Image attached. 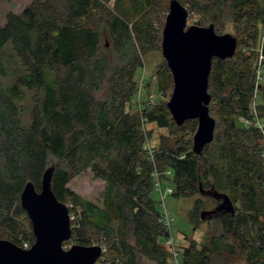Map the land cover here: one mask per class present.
Wrapping results in <instances>:
<instances>
[{
  "label": "trees",
  "instance_id": "16d2710c",
  "mask_svg": "<svg viewBox=\"0 0 264 264\" xmlns=\"http://www.w3.org/2000/svg\"><path fill=\"white\" fill-rule=\"evenodd\" d=\"M180 1L188 21L197 16L198 25L214 24L221 34L232 25L238 44L258 46L264 0ZM168 10L165 0H33L20 13H7L0 24L1 239L34 243L21 194L28 182L40 191L44 172L54 167L52 188L75 215L64 244L104 245L97 264H142L144 258L171 264L140 114L126 111L139 90L143 55L161 50ZM249 51L213 60L210 113L217 125L200 154L193 149L197 119L178 125L168 102L144 106L145 119L175 137L156 154L160 170L172 171L164 177L173 195L216 190L234 204L233 211L219 209L203 220L204 203L196 202L189 213L195 229L214 220L221 230L202 247L196 241L182 247V264L235 258L264 264L263 137L239 120L249 114L254 90L259 52ZM157 79L160 90L173 87L166 59ZM260 97L264 115V83ZM89 168L105 182L102 204L68 186Z\"/></svg>",
  "mask_w": 264,
  "mask_h": 264
},
{
  "label": "water",
  "instance_id": "95a60500",
  "mask_svg": "<svg viewBox=\"0 0 264 264\" xmlns=\"http://www.w3.org/2000/svg\"><path fill=\"white\" fill-rule=\"evenodd\" d=\"M189 10L180 0H170L162 36V54L172 72L174 87L167 106L178 125L197 119L193 149L200 154L215 138L217 121L210 113L212 96L209 76L216 57H233L238 39L232 33H218L214 24H189ZM54 167L46 169L39 191L28 182L21 194L22 206L32 222L35 241L24 248L9 239L0 238V264H97L103 255L99 244L64 243L71 239L73 226L69 206L58 199L52 188ZM218 200L212 210H202L203 220L211 219L219 209L233 211L227 194L204 191Z\"/></svg>",
  "mask_w": 264,
  "mask_h": 264
},
{
  "label": "rangeland",
  "instance_id": "374dc122",
  "mask_svg": "<svg viewBox=\"0 0 264 264\" xmlns=\"http://www.w3.org/2000/svg\"><path fill=\"white\" fill-rule=\"evenodd\" d=\"M33 0H0V24L3 25L6 22L7 13L10 11L20 13L29 3ZM166 4L169 8L170 0H165ZM114 1L109 3L110 7H113ZM169 11V10H168ZM168 14V13H167ZM167 17V16H166ZM198 17L196 16L193 19L189 20V24H197L196 20ZM166 21V19H165ZM228 33H233L232 25H229L226 29ZM260 38L257 47H251L252 45L240 43L237 46V51L243 50L244 53L250 54V48H255L258 52V58L256 60V67L258 66L261 60V51H262V42L264 40V21L260 25ZM109 45L112 42L107 40ZM165 58L162 54V49H153L148 51L143 55V66L140 68L136 74V79L138 80L139 90L133 99L132 103L128 102L126 104V111H138L141 118L142 130L144 132V149L151 148L155 153V163L153 165L158 168L161 173L163 183H170V180L165 179V175L172 177V171L160 170L157 162H156V154L159 148L164 144V142L168 141L169 143L174 140L172 134L168 128L159 127L154 122H148L144 117V106H152L158 102H168L172 95L173 87L168 88L167 90H160L158 88V79H157V70L159 66L164 62ZM264 61V59H263ZM256 70V68H255ZM148 83H150L148 85ZM264 83V80H263ZM255 85V82H254ZM29 104V102L27 103ZM240 120V119H239ZM241 123V122H240ZM242 124V123H241ZM189 137V136H188ZM187 137V138H188ZM149 154V153H148ZM150 157V155H149ZM151 159V157H150ZM155 182V180H154ZM68 186L83 196L84 198L94 201L98 204H102L105 182L101 179H97L94 177L92 169H88L85 172L77 175ZM173 186V185H172ZM158 197L159 203L158 207L161 211L164 210L159 194L156 195ZM198 200H202L204 203L205 210H212L218 206V200L209 195H194V196H175L173 194L166 195L165 204L168 212L174 217L175 221L172 227L173 235L176 238L177 247L181 249L182 247L188 245L192 241H196L199 247H202L206 244L210 237L213 234H218L221 230L220 224L217 221H203L197 229H195V225L191 222L189 213L194 208L196 202ZM69 207H72V204H67ZM75 218L74 214H71V219ZM208 220V219H206ZM67 242V241H66ZM74 242L70 244H63L65 248L71 247ZM103 254L106 251V247L102 245ZM170 253V251H169ZM103 256V255H102ZM168 261L173 264L172 255L170 253L168 257ZM142 264H158L154 260H150L148 258H144ZM230 264H245L243 259L231 260Z\"/></svg>",
  "mask_w": 264,
  "mask_h": 264
},
{
  "label": "built area",
  "instance_id": "2783aa9c",
  "mask_svg": "<svg viewBox=\"0 0 264 264\" xmlns=\"http://www.w3.org/2000/svg\"><path fill=\"white\" fill-rule=\"evenodd\" d=\"M261 60L256 67L255 70V85H254V90H253V95L251 99V104H250V111L249 114L246 116H241L240 122L242 125L246 128H254L258 132L261 133L263 137V146L261 149V157L263 159L264 163V115L261 114L260 112V104H261V97H260V91H261V86L263 84L264 80V53L261 51ZM145 150L149 153L151 160L153 163H155V153L151 148H145ZM154 180H155V188L156 191L159 194L161 204L164 208L162 211V221L163 225L168 232V236L165 239V244L168 247L172 259H173V264H182V256H181V251L177 247V242L176 238L173 235L172 227L174 224V217L168 212L165 200H166V195L173 194L174 193V187L171 184L168 183H163L161 173L156 167L154 166L153 173H152ZM24 248H30L31 245L28 242L24 243ZM105 250V249H103Z\"/></svg>",
  "mask_w": 264,
  "mask_h": 264
}]
</instances>
